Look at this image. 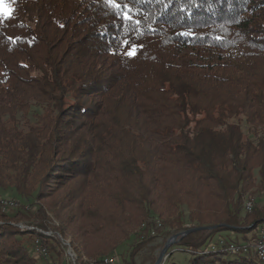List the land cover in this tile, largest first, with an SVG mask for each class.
Returning <instances> with one entry per match:
<instances>
[{"label":"trees","instance_id":"16d2710c","mask_svg":"<svg viewBox=\"0 0 264 264\" xmlns=\"http://www.w3.org/2000/svg\"><path fill=\"white\" fill-rule=\"evenodd\" d=\"M2 1L0 264H264V0Z\"/></svg>","mask_w":264,"mask_h":264},{"label":"rangeland","instance_id":"374dc122","mask_svg":"<svg viewBox=\"0 0 264 264\" xmlns=\"http://www.w3.org/2000/svg\"><path fill=\"white\" fill-rule=\"evenodd\" d=\"M9 12H10V10H9V7L7 6V4L4 1L0 0V13H2L4 15H8ZM257 185H260V179L257 180ZM250 192L251 193L246 196V199L244 200V203H243V206H242V214H241L242 217H245L248 214H251L254 211L255 207H257V206L263 207L264 206V196L262 195L260 197L259 194H257V193L255 194V192H256L255 190H250ZM9 200H11V199H9ZM11 201L15 205V206H13L14 208L18 207V203L14 202L13 200H11ZM9 208H11V207H8V209ZM52 218H53V216H52ZM153 222H154V226H153L154 228L162 229L163 226H162V223L159 220H154ZM54 224L58 225V223L56 221L54 222ZM18 226L20 228L24 229V226L22 224H20ZM261 229L258 232V236L260 234ZM49 235H51V234H49ZM172 237H174V236H172ZM171 238H169L168 240H170ZM230 239L238 240L239 243H242V235H231ZM60 240L63 242V245L66 248L67 262L74 264L75 261H76V255L73 252L70 243L68 241L65 242L62 238H60ZM134 240H135L134 238H131L129 243H133ZM168 240H167V242H168ZM162 242H163V239L160 238L157 243L161 244ZM38 245L41 246L42 249L46 250V253H47L46 255H37L36 254V247ZM212 245H216V243L211 244L210 247L207 249L208 251H210ZM126 249H127V247L125 249H123L122 251L125 252ZM163 249L164 248L157 250L158 258L160 257ZM33 250L35 251L36 257H38L40 260H43L44 257H47V255H48L47 249L44 246H42L41 244H39L38 242L35 244V247L33 248ZM119 253H120V251H119ZM192 257L193 256L191 255V253L188 252L184 247L175 246V243H173V244H171L169 246L168 250L165 253V257L163 259V262H164L163 264H169V263H172V262H174L176 264H189V262L192 259ZM235 258H236L235 256H230V259H235ZM91 264H95V263H91ZM117 264H120L119 260H118Z\"/></svg>","mask_w":264,"mask_h":264},{"label":"built area","instance_id":"2783aa9c","mask_svg":"<svg viewBox=\"0 0 264 264\" xmlns=\"http://www.w3.org/2000/svg\"><path fill=\"white\" fill-rule=\"evenodd\" d=\"M15 206L14 203L6 198L0 197V208H3V210H7L8 207H13ZM223 244V242H222ZM222 244L220 245H212L214 246H223ZM210 247V246H209ZM223 250L226 252L230 253L231 255H238V254H247L250 250L254 251L257 256L264 261V228L261 229L260 234L258 236V240L251 246L248 245H236V244H231L228 247L223 246ZM36 252L37 255H46V250L42 249L41 246L36 247ZM108 263H115V260L112 259L110 261H103V264H108Z\"/></svg>","mask_w":264,"mask_h":264},{"label":"snow or ice","instance_id":"6c2138e0","mask_svg":"<svg viewBox=\"0 0 264 264\" xmlns=\"http://www.w3.org/2000/svg\"><path fill=\"white\" fill-rule=\"evenodd\" d=\"M105 2L114 9H119L121 7H124L126 10L123 13V19L132 22L134 20V17L131 16V8H129L127 5H121L119 0H105ZM136 24H139L140 22L137 20L135 21ZM125 47L128 48L127 55L128 56H134L136 54V51L139 47H142V45H131L129 46L128 41L125 40L124 42Z\"/></svg>","mask_w":264,"mask_h":264},{"label":"water","instance_id":"95a60500","mask_svg":"<svg viewBox=\"0 0 264 264\" xmlns=\"http://www.w3.org/2000/svg\"><path fill=\"white\" fill-rule=\"evenodd\" d=\"M204 230H211V228H194V229H190L188 231H185V232H181L177 235H175L174 237H172L170 240H168V242L166 243L160 257L158 258L156 264H162L163 263V259L165 257V253L166 251L168 250L169 246L173 243H177L178 241H180L181 239H183L184 237L190 235V234H193V233H196V232H199V231H204Z\"/></svg>","mask_w":264,"mask_h":264},{"label":"bare ground","instance_id":"6f19581e","mask_svg":"<svg viewBox=\"0 0 264 264\" xmlns=\"http://www.w3.org/2000/svg\"><path fill=\"white\" fill-rule=\"evenodd\" d=\"M0 209H2L3 210V208H0ZM5 211V210H4ZM40 242V241H39ZM216 248V247H215ZM216 250V249H215ZM36 254H37V252H36ZM113 258H108V259H104V261H110V260H112ZM95 264H103V262L102 263H95ZM108 264H114V263H108Z\"/></svg>","mask_w":264,"mask_h":264}]
</instances>
